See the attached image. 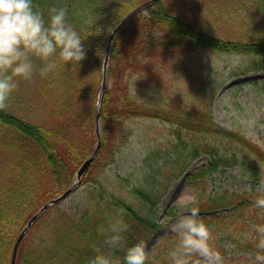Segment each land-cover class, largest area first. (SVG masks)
Listing matches in <instances>:
<instances>
[{
	"label": "trees",
	"instance_id": "obj_1",
	"mask_svg": "<svg viewBox=\"0 0 264 264\" xmlns=\"http://www.w3.org/2000/svg\"><path fill=\"white\" fill-rule=\"evenodd\" d=\"M146 1L34 0L46 20L51 6L65 4L69 22L86 38L87 55L79 64H60L46 76L37 72L34 87H22L25 80L21 81L9 99L12 107L0 108V264H10L15 240L29 218L70 186L93 151L95 105L109 35L105 40L103 31L106 26L111 32ZM218 29L221 35L215 34ZM193 50L247 56V65L233 76L264 72V0H159L123 24L110 51L100 151L81 179L80 185L88 184L80 196L84 202L80 208L58 207L60 202L44 212L24 236L16 264H72L73 258L83 259L95 251L123 262L127 246L145 241L160 228L155 206L183 174L199 189V214L213 229L214 243L225 258L229 253L217 238L219 233L236 237L246 234L251 224L264 222V215H258L264 210L252 207L259 194L255 185L239 193L225 190L223 202L208 199L204 186L205 178L235 167L244 168L259 186L264 182V140L258 143L241 130L217 124L204 98L186 104L157 89L159 83L168 82L179 56ZM34 59L38 67L43 63ZM253 84L264 91L263 80ZM29 91L37 106L32 113L26 109ZM18 97L20 104L15 101ZM142 120L168 127L155 132L153 139L141 134L150 144L141 161V180L122 185L125 178L118 177V185L104 187L100 175L139 130L131 126ZM202 155L210 161L187 172ZM223 207L227 211H216ZM112 215L130 225L125 245L114 250L106 242ZM175 241L147 264H170L167 253ZM233 242L238 251H257L249 237Z\"/></svg>",
	"mask_w": 264,
	"mask_h": 264
},
{
	"label": "rangeland",
	"instance_id": "obj_2",
	"mask_svg": "<svg viewBox=\"0 0 264 264\" xmlns=\"http://www.w3.org/2000/svg\"><path fill=\"white\" fill-rule=\"evenodd\" d=\"M63 7H65L64 3ZM102 17L105 16L102 15ZM109 32L110 30L105 26L103 31L105 40ZM215 34L221 35L222 32H219L218 29ZM178 60V66H174L169 73L168 82L164 84L161 82L163 86L159 83L157 89H162L165 93L182 99L186 104H191L192 101L198 104V98L202 100L204 98L208 102L207 104H210L212 118L217 124L226 129L241 130L258 143H263L264 127L258 129L259 139L253 138L249 135L248 118L253 114H258L259 124L264 125V91L253 84L256 79H251L256 75L264 76V72L233 76L232 74L236 70L247 65L250 60L247 56L235 54L193 50L180 55ZM244 78L249 79L243 81ZM30 80H25L22 87H34L35 83L32 79ZM258 80L264 81V78ZM32 97L33 95L29 91L25 100L27 103L26 109L30 113L36 112L37 108L32 101ZM15 101L20 104V97L16 98ZM13 103H15L14 100ZM8 106H10L9 108L12 107L11 100L8 101ZM189 108H192V105ZM37 116L41 117L42 115L37 113ZM135 126L139 130L134 131L130 142L116 156L115 161L109 164L100 175L99 180L104 187H110L112 184L118 185V177L125 178V183H121L122 185H126V183L138 184V181L141 180V161L150 146V144L144 142L141 134L146 133L153 139L155 132H160V130L168 127L156 121L144 120L131 127L135 130ZM209 161L208 156L202 155L193 162L187 172L196 170ZM254 185L257 191L258 185H256L250 174L242 167H235L219 170L205 178L204 186L206 188L205 195L208 196V199L223 202L224 199L222 198L225 190L239 193L251 190ZM87 187L88 184L79 185L74 193L72 191L60 204L58 203V207L80 208L84 202V199L80 196L83 195ZM196 192H199V189L189 183L187 175L183 174L170 183L169 189L160 198L159 203L155 206V220L160 224V228L145 240L154 256L164 254L168 245L176 239L175 234L170 230V223L178 215L186 213L187 208L181 202L190 195L196 196ZM227 209V207H223L216 211L224 212ZM170 211H174L176 214L169 216ZM247 237L245 233L236 237L226 233L217 235V238L222 239V246L229 253L226 255L225 264H242L243 261L252 259L254 256L252 252L238 251L233 242ZM239 249H241V246H239Z\"/></svg>",
	"mask_w": 264,
	"mask_h": 264
},
{
	"label": "clouds",
	"instance_id": "obj_3",
	"mask_svg": "<svg viewBox=\"0 0 264 264\" xmlns=\"http://www.w3.org/2000/svg\"><path fill=\"white\" fill-rule=\"evenodd\" d=\"M63 6H51L48 18L38 10L34 0H0V108H6L21 81L32 79L37 72L41 76L56 70L60 64H79L87 55L81 32L68 20ZM34 58L43 63L38 67ZM259 115L248 118L249 135L259 139ZM252 207L264 210V182L258 186ZM195 195L181 203L186 213L178 215L170 230L176 241L168 253L170 264H225V255L214 243L215 234L200 216ZM191 204V207H187ZM258 215H264V211ZM130 225L120 216L109 217L110 235L106 242L111 249L125 245V233ZM246 235L255 241L257 251L251 264H264V222L251 224ZM154 254L141 239L126 247L123 262L147 264ZM117 256L104 251L92 252L83 259H72V264H123Z\"/></svg>",
	"mask_w": 264,
	"mask_h": 264
},
{
	"label": "water",
	"instance_id": "obj_4",
	"mask_svg": "<svg viewBox=\"0 0 264 264\" xmlns=\"http://www.w3.org/2000/svg\"><path fill=\"white\" fill-rule=\"evenodd\" d=\"M159 0H147L143 4L137 6L134 8L131 12L126 14L117 24L116 26L111 30V32L108 35L107 41H106V47H105V52L103 55V59L101 62V75H100V83H99V89H98V94H97V102L95 105V114H94V136L96 139V144L91 152V154L86 158V160L82 163V165L78 168V170L75 173V176L73 178V181L71 182L70 186L61 194L53 197L50 199L48 202H46L41 208L33 214L25 226L21 229L19 232L15 243L12 248V253H11V259H10V264H16V259L18 255V250L20 247V244L28 232V230L32 227L34 222L44 213L46 212L50 207L62 202L67 196L71 194V192L80 185L81 179L83 174L86 172V170L89 168L93 160L96 158V156L99 154L100 147H101V140H102V135H101V107H102V102H103V97H104V91L107 83V72H108V66H109V57H110V51L112 44L114 42V38L117 34V32L121 29L123 24L136 12L139 10L147 7L148 5L155 3ZM264 76L261 75H256L251 77V79H262ZM249 78H244L243 81L248 80ZM250 79V80H251Z\"/></svg>",
	"mask_w": 264,
	"mask_h": 264
}]
</instances>
